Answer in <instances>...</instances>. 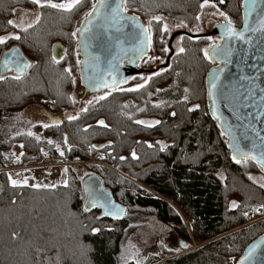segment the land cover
Returning <instances> with one entry per match:
<instances>
[{"label": "trees", "instance_id": "1", "mask_svg": "<svg viewBox=\"0 0 264 264\" xmlns=\"http://www.w3.org/2000/svg\"><path fill=\"white\" fill-rule=\"evenodd\" d=\"M204 1L123 0L122 8L162 14L193 27ZM208 1L236 28L241 26L242 0ZM34 5L30 0H0V37L11 30L17 7ZM91 6L92 0H82L71 11L40 7V19L14 40L32 60L31 70L18 78L0 75V264H120L121 244L131 230L129 213L153 215L191 245L158 264H226L228 258H238L264 233V222L233 229L246 222V208L264 205V187L249 176L251 171L264 172L252 159L234 155L225 129L209 112L205 80L215 62L204 55L208 36L182 35L184 51L170 55L168 65L149 82L136 90L113 91L75 119L51 120L47 127H31L21 119L36 104L57 113L71 108L79 44L72 34ZM151 22L152 44L161 53L164 28L159 21ZM57 43L63 45L61 59L53 54ZM8 47L7 42L0 44V54ZM151 119V125L136 123ZM16 143L23 145L21 159L28 163L50 154L86 164L89 154L103 153L104 162L116 170L87 166L126 213L115 220L102 216L100 208L86 210L82 183L71 169L66 184L13 185L5 153ZM133 180L156 194L140 193ZM228 202L237 206L230 208ZM171 203L190 220L189 226ZM192 239L202 247L193 249ZM143 264L157 262L149 258Z\"/></svg>", "mask_w": 264, "mask_h": 264}, {"label": "water", "instance_id": "2", "mask_svg": "<svg viewBox=\"0 0 264 264\" xmlns=\"http://www.w3.org/2000/svg\"><path fill=\"white\" fill-rule=\"evenodd\" d=\"M107 3L112 8H115L117 3H121L122 6L124 4L123 0H107ZM95 5L96 13L88 16L82 22L77 35L78 49L82 57L79 62L83 75L82 86L87 91L91 89L98 91L126 82L129 79L128 67L133 65L135 67V60L145 53L141 49L146 43L145 27L135 14L125 12L121 6L118 16L113 17L108 13L107 8L99 6L100 0H97ZM241 7L242 24L238 28L233 24L236 30H242L245 22L246 8L243 0ZM261 7L264 8V4ZM254 22L255 18L249 19V23ZM225 26H220L216 30V33L221 36L218 45L221 48L232 49V54L227 59L217 56L214 67H210L206 73L208 109L215 118L214 120H217L225 129L226 135L230 139L229 148L234 152V155L240 159H252L262 167L264 165V141L261 140V137H264V92L261 89H264V35L245 33V38L251 41L250 44H245L235 38L229 39ZM179 32L173 34L171 42ZM62 46L57 43L53 47L56 59H61L64 56ZM0 56L1 76L12 73L19 77L31 70L32 62L19 45L6 48ZM96 57H99V60ZM169 57L170 55L167 56V62ZM5 59L9 60L11 70L2 66ZM25 64L29 66L24 67ZM217 74L220 76L218 87L227 86V99H222L218 95L210 98L208 95L209 86ZM241 77L248 79H241ZM105 82L107 86H105ZM242 93H250V95L242 96ZM45 116L56 120L57 123L63 121L60 114L46 112ZM216 117L220 119H216ZM238 117L239 119H237ZM237 143H239L241 151L236 150ZM242 153H247V157ZM262 170L264 172V168ZM81 183V191L86 196L84 207L87 210L94 207L100 208L102 216L115 220L124 216L126 208L116 201L117 199L112 195L111 190L106 188L98 174L88 175L83 178ZM117 210L122 211H118V215L115 217L105 214L107 211ZM262 241H264V233L253 239L243 249L241 255L235 260V264H239V261L253 246H258L256 252L245 264H264V243ZM189 248H191L190 244L184 247V249Z\"/></svg>", "mask_w": 264, "mask_h": 264}, {"label": "rangeland", "instance_id": "3", "mask_svg": "<svg viewBox=\"0 0 264 264\" xmlns=\"http://www.w3.org/2000/svg\"><path fill=\"white\" fill-rule=\"evenodd\" d=\"M30 1L32 2V0ZM53 2L67 3L68 0H53ZM96 2L97 0H92L91 10L88 11L85 15H83L81 20H78L76 22V29L75 32H73L76 33L75 36L78 35V30L81 28L82 22L86 19V17H88L87 14L92 11L93 5H95ZM41 3L44 5H48V0H41ZM40 7L41 6H39L38 4H35L34 6L29 8L21 6L17 7L13 11L14 18L12 19L13 23L10 24L11 30L5 33L4 36H1L0 38H3L9 46H20V43L16 44L14 42V37L21 36L24 30L29 29L30 26L35 24L40 19V16L38 15V10ZM124 10L125 12L133 13L129 9ZM221 12L222 10L212 2H202L201 12L200 14H198L199 19H197L198 24L193 27H190L189 25L184 24L181 21L175 19L172 20L162 14L144 15V13L142 12L133 13L137 16L136 18L140 21V23L143 24L145 27L144 31L146 43H144V46L141 49L145 53L142 52L143 54L141 53L142 55H140L135 60V67H128L127 75L129 79L126 82L119 83L116 86L98 91L94 89L87 91L85 87L82 86L83 75L81 73L82 71L80 67L78 66L81 59V53H79L78 44L76 49L78 53V59L76 62V70L74 71V84L72 88V95L70 98V102L72 105L71 108L66 109L63 112L59 111V113H57L52 112L53 110H49L48 108H44V106L36 104L31 107L28 106L25 112L22 113L21 119L24 120L28 124V126L31 127L37 124L45 126L52 122L48 116H45L46 112H50L56 115L60 114L64 121L65 118L69 119V117L78 116V114L84 112L91 105V103L97 102L99 99H101L100 97L109 96L113 91H124V89L136 90V88H139L141 87V85H144L146 82H149V79L153 74L161 72L162 69L165 68L166 65H168L167 56L180 51L183 42L182 35H185L186 33L194 37H199L200 35H207L208 39L203 48L208 49L209 53H211L212 48L215 45H218L221 40V36L216 33L217 28L220 26H225V24L228 22L225 19V17L227 16L225 14L224 16L220 15ZM157 17L161 19L157 20ZM151 21H159L160 23H162L163 28L164 25H167V31H164L163 29V31L165 32L166 39L163 44V49L161 48L164 51H162L161 53L156 50L154 48V45L152 44L151 29L153 25L151 24ZM175 32L179 33L174 37L173 42H171L170 40ZM208 59L213 62L216 60V57ZM143 122L148 125H151L154 123V120H144ZM22 151L23 148L18 145V143H16L13 146L12 150L5 153L6 159L10 162V165H8L7 168V172L11 176L12 182L15 181L21 186L27 184V182H32L34 187H36L37 185H45L48 188L54 187L56 185L66 184L69 176L68 169L73 170L77 174L76 176L80 179V181H82L83 178L88 177V175L96 174L94 173L93 169L87 166L88 163L97 166L98 169L103 166L109 167L113 170L115 169V167L110 166L109 164L104 162L103 153L96 155L89 154V160L86 164L84 162L74 164L64 159L59 160V158L52 157L50 154L44 155V157L40 161L28 163L24 162L21 159ZM118 172L124 174L121 171ZM249 176H251L256 185L259 184L260 186L264 187V175L261 171H257V173L251 171L249 172ZM133 181L137 184V188L139 189L138 191H140V193H151L152 195L156 194L155 192L150 190V188L144 183L138 182L136 180ZM82 195L84 196L83 193ZM85 199L86 196H84V200ZM171 204L177 209V213L180 215L181 218H183L185 224L189 226V224H191L190 220L184 216V214L181 212V209L176 204ZM232 205V202L229 203L230 208ZM250 208L253 209V215L245 214V210L244 215L246 218V222L244 224L234 227V230L241 228L244 229L246 228V226L255 223L258 224L259 222H264V205H259V207ZM128 220L130 223L131 230L127 239H124L121 244L122 248L119 254L120 264H130L131 262L143 264L144 261L149 258L155 259L158 264L164 261L165 258L168 260L170 257L182 253L184 246L188 245L187 242L178 239L177 233L173 230L170 225L167 226L164 222L160 221L151 214L137 213L135 215L129 213ZM234 230H232V232H234ZM191 243L193 249L201 248L203 245L202 242L196 240L194 241L193 239ZM236 259L237 258H228L226 264H235Z\"/></svg>", "mask_w": 264, "mask_h": 264}, {"label": "snow or ice", "instance_id": "4", "mask_svg": "<svg viewBox=\"0 0 264 264\" xmlns=\"http://www.w3.org/2000/svg\"><path fill=\"white\" fill-rule=\"evenodd\" d=\"M33 3L38 4L39 6L43 7L45 6L44 4L41 3V0H32ZM221 3H223V0H220ZM82 3V0H68L67 3H55L53 2V0H48V6L52 7V8H59L62 9L64 11H71L75 6L80 5ZM205 3H208V0H205ZM244 6L246 8V13H245V22L243 25V29L242 30H236L233 26V22L228 19L227 17H225L226 20H228L226 27V33L229 39H237L240 41H243V43L245 44H250L251 41L247 40L245 38V33L251 32V33H259L264 35V8L261 7L262 4H264V0H243ZM101 8H107L108 9V13L112 14L113 17L118 16L120 8H121V3H117L115 8H112L108 3L107 0H100V5ZM203 7V5H202ZM93 13H96V5H93L92 11L89 12L87 15L91 16L93 15ZM97 15H99L97 13ZM220 15L224 16V13L221 12ZM87 18V17H86ZM251 18H255V22L254 23H249V19ZM157 20H160L161 18L157 17ZM197 19H199V17H197ZM10 24H12V21H9ZM79 31V30H78ZM164 31H167V25H164ZM73 36L76 35V33L72 34ZM15 39H20L19 36H15ZM6 43V41L3 38H0V44ZM181 52L184 51L183 48L180 49ZM204 54L206 58H215L217 56L219 57H223L225 59H227L231 54H232V49L230 48H221L219 45H215L212 48L211 53H209L208 49H204ZM13 55H15V53H13ZM97 60H99V57H96ZM2 66L5 69L11 70L9 67V60L5 59L2 62ZM29 65L25 64L24 67H28ZM67 71H70V69H68ZM18 78V77H17ZM0 79H3V77H0ZM241 79H248L247 77H241ZM220 80V76L219 74L215 75L213 77V81L209 86L208 89V95L209 97H213L214 95H218L220 98L222 99H227V86L226 85H221L220 87H218V82ZM105 86H107V83L105 82ZM143 85H141L142 87ZM129 90H134V89H129ZM187 91V90H186ZM262 92H264V89H261ZM243 95H250V93L248 94H241ZM101 99H104V97H100ZM215 102V101H214ZM196 107H199L198 105ZM190 111L194 110V109H189ZM76 117H69V119H75ZM216 119H220L219 117H216ZM239 119V117L237 118ZM102 126L107 127V125L104 124L103 121L99 122ZM136 123L138 124H142L144 123L143 121H136ZM157 123H159L157 121ZM45 127H47V125H45ZM29 135H31V133H29ZM261 140L264 141V137H261ZM49 143H51V141H49ZM21 147H23V145H21ZM149 147H151V145H149ZM163 150V149H162ZM236 150L237 151H241L240 145L239 143H237L236 145ZM63 154V153H61ZM243 155H245V157H247V153H242ZM133 157L135 158V153H133ZM253 159H256L255 157H252ZM235 159V157H234ZM239 162V161H237ZM262 168H264V165H262ZM15 181H13V185H15ZM36 187H39V185H37ZM233 207H236V203L233 202ZM87 210V209H86ZM118 211H122V210H117V211H107L105 214L106 215H112V216H117L118 215ZM98 231V229H94L93 230ZM262 243H264V241H262ZM258 246H253L248 253L243 257V259H241L239 261V264H245L246 261H249L254 253L256 252V248Z\"/></svg>", "mask_w": 264, "mask_h": 264}, {"label": "built area", "instance_id": "5", "mask_svg": "<svg viewBox=\"0 0 264 264\" xmlns=\"http://www.w3.org/2000/svg\"><path fill=\"white\" fill-rule=\"evenodd\" d=\"M256 210V209H255ZM245 214L247 215H253V209L252 208H247L245 211ZM264 219V218H263ZM254 223V222H253Z\"/></svg>", "mask_w": 264, "mask_h": 264}, {"label": "flooded vegetation", "instance_id": "6", "mask_svg": "<svg viewBox=\"0 0 264 264\" xmlns=\"http://www.w3.org/2000/svg\"><path fill=\"white\" fill-rule=\"evenodd\" d=\"M80 53V52H79ZM81 59H82V57H81ZM133 65V64H132ZM134 66V65H133Z\"/></svg>", "mask_w": 264, "mask_h": 264}]
</instances>
